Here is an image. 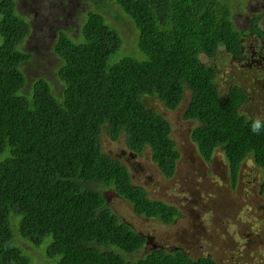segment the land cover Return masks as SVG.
Returning a JSON list of instances; mask_svg holds the SVG:
<instances>
[{
    "label": "trees",
    "instance_id": "16d2710c",
    "mask_svg": "<svg viewBox=\"0 0 264 264\" xmlns=\"http://www.w3.org/2000/svg\"><path fill=\"white\" fill-rule=\"evenodd\" d=\"M93 1L79 38L62 31L55 41L57 95L46 78L28 80L23 68L33 56L23 45L32 26L17 0H0V264H33L23 242L47 264H220L182 249L140 255L148 238L115 214L105 192L164 225L182 213L135 184L128 166L103 151L101 136H125L137 154L149 148L162 175L173 178L181 153L172 125L143 98L174 111L190 90L184 119L197 122L191 139L203 160L210 163L221 149L235 190L252 156L264 195V119L254 132L257 119L240 112L248 94L232 85L223 97L216 71L201 61L221 47L242 57L233 0ZM108 12L132 27L134 51L122 53V30ZM248 32L264 36L259 19Z\"/></svg>",
    "mask_w": 264,
    "mask_h": 264
},
{
    "label": "rangeland",
    "instance_id": "374dc122",
    "mask_svg": "<svg viewBox=\"0 0 264 264\" xmlns=\"http://www.w3.org/2000/svg\"><path fill=\"white\" fill-rule=\"evenodd\" d=\"M232 5L237 28L243 32L242 57L236 59L221 47L215 57L203 55L201 61L216 71L215 85L223 97L228 95L232 85H239L249 96L240 112L248 118L262 120L264 36L248 30L251 19L257 16L259 27L264 31V0H233ZM96 6L93 0H18V12L33 27L23 45L24 50L33 56L23 68L29 81L46 78L54 93H61L62 86L57 79L61 60L54 53L56 34L63 31L79 38L84 15ZM107 16L115 27L122 30V53L134 51L136 35L132 27L124 25V21L110 12ZM121 17L128 21L125 23H130L129 19ZM190 100L191 91L186 90L182 103L171 111L156 98H143L147 107L162 114L172 125V136L181 159L171 179H166L154 164L149 148L137 154L128 149L125 136L113 141L106 130L101 136L103 151L128 166L132 181L144 187L151 199L176 206L182 217L168 226L138 216L130 203L110 190L105 192L108 203L115 214L148 238L149 242L140 255L162 247L182 249L194 258L210 256L220 264H264L262 172L249 156L241 165L236 189H232L229 164L223 151L217 149L212 161L207 163L191 139L197 122L184 119ZM16 238V243L22 244L18 234ZM23 246L32 256L33 264H47L42 262L41 252L25 242Z\"/></svg>",
    "mask_w": 264,
    "mask_h": 264
},
{
    "label": "clouds",
    "instance_id": "9594fccd",
    "mask_svg": "<svg viewBox=\"0 0 264 264\" xmlns=\"http://www.w3.org/2000/svg\"><path fill=\"white\" fill-rule=\"evenodd\" d=\"M253 131L255 132L257 129H259L260 127V121L257 119L254 123H253Z\"/></svg>",
    "mask_w": 264,
    "mask_h": 264
},
{
    "label": "flooded vegetation",
    "instance_id": "af4514ba",
    "mask_svg": "<svg viewBox=\"0 0 264 264\" xmlns=\"http://www.w3.org/2000/svg\"><path fill=\"white\" fill-rule=\"evenodd\" d=\"M17 6H18V0H17ZM234 18V17H233ZM256 19H258V17L256 16V17H253L252 19H251V27H250V29L252 28V26H253V22L256 20ZM249 29V30H250ZM33 31V27H32V29H31V32ZM242 32V31H241ZM60 33V32H59ZM57 35V37H58V33L56 34ZM57 37H56V40H57Z\"/></svg>",
    "mask_w": 264,
    "mask_h": 264
}]
</instances>
